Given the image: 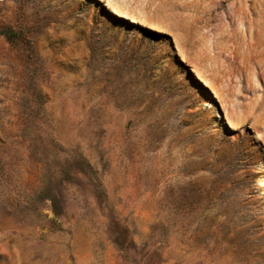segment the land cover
<instances>
[{"label": "rangeland", "instance_id": "obj_1", "mask_svg": "<svg viewBox=\"0 0 264 264\" xmlns=\"http://www.w3.org/2000/svg\"><path fill=\"white\" fill-rule=\"evenodd\" d=\"M0 264H264V0H0Z\"/></svg>", "mask_w": 264, "mask_h": 264}]
</instances>
